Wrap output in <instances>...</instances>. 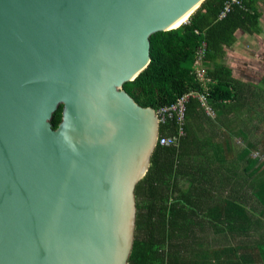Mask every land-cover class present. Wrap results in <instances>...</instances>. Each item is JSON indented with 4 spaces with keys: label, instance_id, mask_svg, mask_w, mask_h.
I'll return each instance as SVG.
<instances>
[{
    "label": "water",
    "instance_id": "water-1",
    "mask_svg": "<svg viewBox=\"0 0 264 264\" xmlns=\"http://www.w3.org/2000/svg\"><path fill=\"white\" fill-rule=\"evenodd\" d=\"M202 1L0 0V264H126L159 123L122 85Z\"/></svg>",
    "mask_w": 264,
    "mask_h": 264
},
{
    "label": "trees",
    "instance_id": "trees-1",
    "mask_svg": "<svg viewBox=\"0 0 264 264\" xmlns=\"http://www.w3.org/2000/svg\"><path fill=\"white\" fill-rule=\"evenodd\" d=\"M261 1L203 0L187 22L150 35L148 65L123 83L156 111L185 96L181 118L176 109L163 113L158 137L170 143L156 141L135 185L126 264H264V178L251 191L262 213L243 204L244 186L264 161V72L257 81L236 77L224 61L238 30L259 34ZM203 44L200 80L194 65ZM60 118L61 105L53 128ZM251 127L261 131L257 144Z\"/></svg>",
    "mask_w": 264,
    "mask_h": 264
},
{
    "label": "crops",
    "instance_id": "crops-1",
    "mask_svg": "<svg viewBox=\"0 0 264 264\" xmlns=\"http://www.w3.org/2000/svg\"><path fill=\"white\" fill-rule=\"evenodd\" d=\"M258 11L260 12V16H259L260 32L259 34H256V33L249 34L243 30H238L236 32V36H237L236 41L231 46L226 48V55L228 54L227 52L232 51V54H236L237 56L242 57L241 59H244L243 58L244 55L242 56L241 54L243 50L239 49L240 47L235 50V47H238L236 45L238 44L239 40H242L244 45L249 44L247 46H249L251 49L254 50L252 53H255V48L252 45L253 39H257V41L260 43V46H257V53H264V1H261L258 3ZM247 56L250 57V55H247ZM251 56H255V54H252ZM254 60H259V58H255ZM263 72H264V69L259 74L262 75ZM234 75L236 77L246 78L245 76H239V75H245V73L241 71L237 72V75L236 74ZM248 136L252 142H255L257 144V140L261 137V131L251 127ZM258 162H260L261 165L258 167V169H255L254 175L250 179L249 184L244 186L245 192L243 195V199H244L243 204L252 208V210L256 214L262 213V209H261L262 207L261 205L258 204L256 198L251 194V191L253 188V183H257L259 179L264 178V161L262 159H258Z\"/></svg>",
    "mask_w": 264,
    "mask_h": 264
},
{
    "label": "rangeland",
    "instance_id": "rangeland-1",
    "mask_svg": "<svg viewBox=\"0 0 264 264\" xmlns=\"http://www.w3.org/2000/svg\"><path fill=\"white\" fill-rule=\"evenodd\" d=\"M247 45L249 44L244 45L242 40H239L236 45L238 47H235V50L239 47V49L243 50L241 54L242 56L244 55V59H241L242 57H239L236 54H232V51H230L227 52L228 54L224 61L232 67L233 74L237 75V72L241 71L244 72L245 75L239 76H245L246 78L253 79V81H257L261 76L259 73L264 69V53H257V46H260L257 39H253L252 42V45L255 48V53H252L254 50ZM252 54H255V56H251ZM247 55H250V57ZM255 58H259V60H254Z\"/></svg>",
    "mask_w": 264,
    "mask_h": 264
},
{
    "label": "built area",
    "instance_id": "built-area-1",
    "mask_svg": "<svg viewBox=\"0 0 264 264\" xmlns=\"http://www.w3.org/2000/svg\"><path fill=\"white\" fill-rule=\"evenodd\" d=\"M238 1L239 0H232V2H236V3ZM229 8H230L229 3H226L219 16L220 17L224 16V14L229 11ZM203 56H204V44L202 45V47H200L198 49V56H197V59L195 61V65H194V70L196 72V76L200 80H203L205 78V68L202 66ZM184 100H185V96L179 98L177 100L176 104H173L169 107H164V108L161 107L157 111L155 110L157 117H158V122L164 120L163 113H165L166 111H169V109H176L178 114H179V118H181L182 114H183V109H184V105H183ZM157 140H158L159 144H169L170 143V139L167 136L157 137Z\"/></svg>",
    "mask_w": 264,
    "mask_h": 264
},
{
    "label": "clouds",
    "instance_id": "clouds-1",
    "mask_svg": "<svg viewBox=\"0 0 264 264\" xmlns=\"http://www.w3.org/2000/svg\"><path fill=\"white\" fill-rule=\"evenodd\" d=\"M159 123V122H158ZM157 141V140H156Z\"/></svg>",
    "mask_w": 264,
    "mask_h": 264
}]
</instances>
